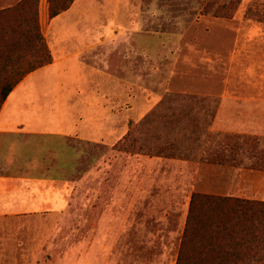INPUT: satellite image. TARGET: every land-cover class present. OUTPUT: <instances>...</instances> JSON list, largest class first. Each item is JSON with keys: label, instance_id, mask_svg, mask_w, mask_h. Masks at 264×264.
<instances>
[{"label": "rangeland", "instance_id": "374dc122", "mask_svg": "<svg viewBox=\"0 0 264 264\" xmlns=\"http://www.w3.org/2000/svg\"><path fill=\"white\" fill-rule=\"evenodd\" d=\"M100 2L129 50L105 42L94 66L131 81L114 103L130 118L114 141L70 136L51 151L61 181L33 237L20 233L19 264H177L193 194L262 201L264 133L220 130L217 116L221 95L264 113V0Z\"/></svg>", "mask_w": 264, "mask_h": 264}, {"label": "crops", "instance_id": "0c3cea01", "mask_svg": "<svg viewBox=\"0 0 264 264\" xmlns=\"http://www.w3.org/2000/svg\"><path fill=\"white\" fill-rule=\"evenodd\" d=\"M107 11L100 0H76L66 12L56 16L45 37L52 62L26 76L2 105L0 264H19L20 233L33 237L32 217L43 218L51 211L52 180L61 181L60 167L53 177L48 169L51 151H58L60 158L61 150L68 149L67 137L114 141L126 129L130 117L124 111L116 112L114 103L131 81H125L124 74L94 66L105 64V56L99 52L105 42L109 54L129 50L127 46H115L113 18L108 17ZM119 32L129 35L125 30ZM118 63L119 57L110 58L107 65L115 67ZM254 102L218 96L220 130L264 133V113ZM240 112L244 118L236 116ZM211 195L243 198L228 191ZM55 197L60 203V194ZM260 197L264 202V187Z\"/></svg>", "mask_w": 264, "mask_h": 264}, {"label": "trees", "instance_id": "16d2710c", "mask_svg": "<svg viewBox=\"0 0 264 264\" xmlns=\"http://www.w3.org/2000/svg\"><path fill=\"white\" fill-rule=\"evenodd\" d=\"M75 1L21 0L0 10V109L27 75L52 62L47 28ZM177 264H264V202L193 194Z\"/></svg>", "mask_w": 264, "mask_h": 264}]
</instances>
